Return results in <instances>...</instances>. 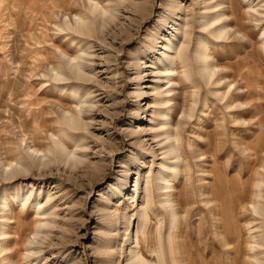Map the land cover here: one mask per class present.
Listing matches in <instances>:
<instances>
[{
    "label": "rangeland",
    "instance_id": "rangeland-1",
    "mask_svg": "<svg viewBox=\"0 0 264 264\" xmlns=\"http://www.w3.org/2000/svg\"><path fill=\"white\" fill-rule=\"evenodd\" d=\"M96 1L103 7L110 5L106 0ZM223 1L232 29L218 39L199 28L197 19L202 12L197 4L178 12V21L190 19V49L197 34L205 36L209 56L205 64L214 67V72L212 83L203 84L202 63L196 62L192 76L198 88L193 87L177 62L180 74L174 78L180 82L171 85L169 117L179 135L182 170L171 181L169 194L178 222L170 236L169 213L159 204L154 180L149 179L152 208L163 217L165 263L161 264H264V206L259 212L253 209L264 203V186H257L264 175V0L251 2L255 9L256 3L261 4V13L248 7L251 0ZM89 3L0 0V163L14 165L16 159L25 157L30 164L23 175L11 180H4L0 164V201L5 194L11 206L6 211V235L0 236V264H124L121 252L129 241L124 243L123 212H134L140 198L133 203L130 196L133 191L141 195L144 176L159 169L162 151L148 131L156 123L151 119L155 77L149 66H143L162 52L161 39L157 51H147L152 37L159 32L169 36L161 26L170 0H115L111 4L117 7L115 17L88 37L91 51L84 56L89 57L85 62L90 67L85 71L91 68L93 78L86 84L95 106L85 114L89 125L77 131L82 132L80 142L86 145L78 150L83 152L80 161L70 165L57 159L39 165L26 153L28 146L41 152L55 148L53 140L60 134L68 151L75 147L59 131L56 119L76 109V97L70 86L59 89L56 84L63 82H55L52 75L60 65L67 69L68 55L79 53L75 41H70L71 33L60 25L66 27L67 19L74 23L75 13L87 15ZM140 90L145 94L139 96ZM193 98L198 101L189 118ZM139 126L144 130L141 138L133 133ZM149 147L156 151L155 157L145 154ZM136 156L145 157L139 168L134 165ZM125 168L127 186L105 200L115 191L114 185H119ZM26 188L33 191L22 206L18 198L25 196ZM39 192L53 195L57 212L54 226L45 229L48 235L42 244L28 242L38 219L32 205ZM103 208L112 214L110 220ZM148 213L147 237L153 239L146 242L141 237L137 250L155 261L149 252L157 250V218ZM136 222L133 227L132 219V232ZM108 229L109 235L105 233ZM113 237L112 251L102 253ZM31 248L41 251L30 252Z\"/></svg>",
    "mask_w": 264,
    "mask_h": 264
},
{
    "label": "bare ground",
    "instance_id": "bare-ground-1",
    "mask_svg": "<svg viewBox=\"0 0 264 264\" xmlns=\"http://www.w3.org/2000/svg\"><path fill=\"white\" fill-rule=\"evenodd\" d=\"M88 1H90V3L88 6L87 15L85 14L81 15V13H75V15L73 16L75 19L74 23L69 22L67 19L65 23L66 27L60 25L61 29L62 28L68 29V32L71 33V36L73 37H70V41L72 43L73 41H75V44H77L78 46L79 53L75 56L68 55L67 60L65 61V65L67 69H65L63 65H60L61 67L54 68L55 71L52 75V79H54L55 82L56 81H59V83L63 82L62 86L56 84V86H58L59 89H63L65 86L67 87L70 86V91L74 95L73 97H76L75 105H74L76 109L69 113L68 112L66 113V111L64 113L62 112L63 113L62 119L61 118L56 119V123L60 124L59 131L62 133L65 139L69 138L72 141H74L75 147L72 151H68L64 146L65 142L62 141L61 139L62 137H59L61 134L57 135L56 139L53 140L55 148L48 147L46 152H41L39 150L33 149L32 147L28 146L26 153L28 154V156L32 157L33 161L37 160L39 165H46L50 161H56L57 159H59L61 162L63 161L64 164L69 163L70 165H75L78 161H80V158L83 156L82 154L83 152L79 154L78 150L84 149L86 146L84 143L82 144L80 142L84 138L82 132L78 133L77 131L89 125L88 124L89 121L85 119V114L87 111H89L92 108V106L95 103V100L93 99V96L91 97L90 93L92 92L89 89V86L86 84L88 83L87 81L91 77L93 78V75H90V73H93L92 72L93 70L89 68L88 71H85V67L89 66L88 65L89 62L88 63L85 62V59L86 58L88 59L89 57H85L84 54L85 55L88 54L89 56V53L91 51V50L89 51L91 43L88 37L94 35V32H96L97 29L98 31L99 30L102 31L106 23L110 19H113L117 12V7L111 6V4L115 0H106L108 1L107 4H110L109 6L106 5V7L105 5L104 7L100 5V3L96 0H88ZM252 1L253 0L249 1L248 7L256 12L261 13L259 10V5L261 4L256 3L257 8L255 9L254 5L251 3ZM190 2L191 3L188 4L186 3L182 4V2H179V0H170V3L168 4V14L167 16H165V20L163 22V25L161 26L164 32L166 31L169 32L168 33L169 36H166V33L161 34V32H159L156 34V36L152 37L150 44L146 46L147 51H155L156 49H158L157 48V46L159 45L158 39H161L160 49L162 50V52L159 53V55L155 57L150 64L145 65L143 67L149 66L151 69L152 76L155 77L154 79L155 84L152 87L154 110L151 113L154 116L151 119L153 122L156 123L155 124L151 123L148 131L151 132L152 138L156 140V143L159 145V148L162 151L161 152L162 157H161V162L159 163L158 166L159 169L154 173V175L147 174L144 176L145 184L143 186L141 195L139 194L138 196L137 193L133 191V194L130 196L131 200L132 198H134L133 203L134 201H136V198H140V204L135 206V208L133 209L134 212H132L131 214L123 212L124 214L122 216V220L119 217H117V220H121L124 224L123 231H124V235L126 236V238L124 239V243L129 241V243L127 242V247L124 248L125 250L123 249V251L121 252V254L123 255L124 264H161V262L165 263V253L162 243L163 235L161 233L163 226V217H161L162 215L159 213L160 211L159 212L154 211L151 205V198L153 197H151V193H150L151 190L149 189L150 177H152V179L154 180V185L155 188L157 189L156 191H158V196L160 198L159 204L165 211L169 213L170 220L167 228L169 236L172 229L175 227V222L177 221L178 218V214L173 208L174 206L173 201L170 199L171 194H169L171 192V189L173 188L171 181H173V179H175L182 170L181 169L182 157H181L180 145H179V135L177 133V128L171 124V120L169 117V110H170L169 107L170 104L172 103L171 102L172 98L170 97L173 95L170 94L173 91L171 85H175L180 82V81L178 82L174 78L175 76H179L180 74L177 71V62H180L182 66V71H181L182 76L186 81L189 80L188 82H190L193 87H197L198 84V82L196 83L194 81L192 76V69L193 66H195L196 62L202 63L201 70L203 72V78H204L203 84L209 85L212 83L211 77H212V73L214 72L213 71L214 67L210 68L205 64L209 57L206 54L207 42L205 41V36L202 33L197 34L195 37L196 44L193 50L190 49L193 36L192 33L190 32L191 29L189 28L190 27L189 21H187L189 18L186 16V18L188 19H184L182 21L183 19L182 18L181 21H178V15H179L178 12L191 10L192 3L197 4L199 6V10L202 12L201 15H199L200 16L199 19H197L198 20L197 24H199V28L201 29V31L205 32L206 35L211 36L213 39H218L221 36H225L229 32V30L232 29L228 25V22L230 21V16L224 10L226 6L223 0H190ZM253 18L255 20H260V18H256V17ZM170 23L171 25L169 26ZM188 28L190 30H188ZM263 34H264V29L261 35ZM261 38L262 40H264V36H261ZM62 53L63 52H61L60 55H62ZM138 78L142 79L143 77L142 75H139ZM218 82L219 81L215 83ZM166 85L168 86L162 89V87ZM80 89L82 93L79 91ZM143 94H145L143 90H140L138 92L139 96ZM206 98L207 97H204V99ZM192 101L194 102V104H192V106L189 107L188 110L189 118L191 116V112L195 109V105L197 104L198 100L196 101L194 99ZM143 132L144 130L140 126L133 131V133L138 135V138H141V134ZM73 137L75 139H73ZM140 140L144 142L143 139ZM149 148L147 149V151H145L146 152L145 154H149L151 157H155L156 151L153 150V148L150 149ZM144 158L145 157H140V156L134 157V165H136L138 168L141 167V165L145 163ZM70 159H72V161ZM26 160L27 159L25 157H20L16 159L14 165L11 162L9 163L1 162L0 164L3 166L2 169L4 172V180H11L12 178L13 179L15 177L18 178L21 175H23V173L26 171L27 165H30L29 162H27ZM69 160L72 163H70ZM127 171L128 169L126 168L121 171L122 174L120 176L123 177H120L119 185L118 184L114 185L115 191L105 200L107 201L110 200V198H112L115 192L121 193L124 187L127 186L128 177H129ZM0 176H2V174H0ZM140 179H141L140 171H138L136 173V179L134 184V186L137 188H138V184H140L139 183ZM257 186L259 188L264 186V175H261L260 180L257 183ZM32 191H33L32 189L26 188L24 194L25 196L23 197V195H19V198L17 197L18 200H20L19 202H21L22 206L25 205ZM41 194L42 193L40 192L37 194V198L32 205L35 209L34 211L35 216L38 219L36 222L33 237L28 241L29 243L42 244L48 235V232L45 231V229L54 226V223L56 221L57 212H56V205L52 201L53 195L50 193L47 194L45 193L42 195ZM258 196L260 198L263 197L262 189H259ZM263 206L264 203L259 202L257 205L253 206V209L259 212L258 210H263ZM10 207L11 206L4 194V196L0 201V211L2 213L0 215V219L4 220V223L0 224L1 237L6 235L5 225H6V221L9 220V218L6 216V211L8 209H11ZM103 211L106 212L104 216L106 215V218L110 220L112 218V214L108 213L109 211L107 208H103ZM149 211L152 214H154V216H156L157 218L156 238H155V241L157 243V250L152 249L149 252V255L156 256L157 260L155 261H151L144 258L141 255V253H139V250H137L138 245H140L141 237H144L146 242H148L149 240L152 241L153 239L152 237L150 238L147 237V231H148L147 227H148V221L150 219L148 213ZM132 219H133V227H134V222L137 221L136 229L134 232H132L131 230ZM110 232L111 229L110 230L108 229L105 233L109 235ZM113 239L114 237L112 238V240H110V242L109 241L106 242L107 246L102 253L109 254V252L112 251V246L110 244L113 241ZM1 250H4V248H2ZM29 251L38 253L41 251V249L31 248L29 249Z\"/></svg>",
    "mask_w": 264,
    "mask_h": 264
}]
</instances>
